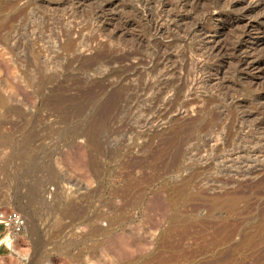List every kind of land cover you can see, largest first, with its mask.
Masks as SVG:
<instances>
[{
  "label": "rangeland",
  "instance_id": "374dc122",
  "mask_svg": "<svg viewBox=\"0 0 264 264\" xmlns=\"http://www.w3.org/2000/svg\"><path fill=\"white\" fill-rule=\"evenodd\" d=\"M112 2L101 32L86 8L78 10L85 18L70 23L45 0H0V208L24 219V230L0 243V264H264L257 235L264 197H248L260 187L256 179L224 185L247 198L230 214L202 200L222 189L198 196L209 178L229 181L213 170L189 185L186 207L168 205L172 183L193 170L192 146L201 143L194 129L167 126L162 103L140 92L161 81L158 71L131 78L124 68L132 39L149 37L142 25L152 11ZM53 33L63 37L57 42ZM197 61L189 54L175 60L189 86L208 77L193 69ZM242 82L254 91L238 99L245 105L264 92V71ZM175 212L186 218L170 228ZM230 233L227 246L214 247Z\"/></svg>",
  "mask_w": 264,
  "mask_h": 264
},
{
  "label": "bare ground",
  "instance_id": "6f19581e",
  "mask_svg": "<svg viewBox=\"0 0 264 264\" xmlns=\"http://www.w3.org/2000/svg\"><path fill=\"white\" fill-rule=\"evenodd\" d=\"M112 1L45 0V8L63 10L62 20L70 23L85 18V14L79 15L78 10L86 8L87 12L82 11L89 16L90 25L103 32L104 14L114 6ZM130 2L124 6L131 11L141 8L152 12L147 16L146 24L142 25L149 37L141 35L132 39L131 50L123 55L132 61L124 68L131 73V78L143 74L152 76L158 71L161 81L145 82L140 92H151L155 95L152 103H162L165 108L161 110V117L166 118L164 123L167 126L178 133L183 132L184 127L194 129V140L201 143L192 146L193 170L172 183L173 189L168 196L170 208L174 211L179 205L186 207L192 199L186 191L189 185L201 173L212 170L229 181L209 178L207 187L201 189L199 197H206L205 194L215 189L223 190L202 199L210 209L228 214L237 210L238 204L246 197L238 195L232 188H224V185L233 186L236 182L256 179L255 185L260 187L248 197L250 200L263 198L264 176L263 179L259 176L264 174V92L257 93L253 102L245 105H241L238 99L254 94L251 87H247L248 83L242 82V77L253 70L264 71V0ZM213 17H216V26L210 25ZM115 36L113 33L106 39L111 41ZM53 37L58 42L63 36L53 33ZM152 42L154 50L148 47ZM188 54L198 59L193 69L208 74L207 78L196 79L190 86L182 78L185 66L175 62ZM226 76L237 80L238 87L231 85ZM168 94L171 96L167 97ZM189 111L194 112L195 117L182 120L180 115ZM202 134L204 138L200 137ZM185 218V214L175 212L170 218V228ZM233 234L217 241L214 247L227 246ZM101 235L106 236L107 232H101ZM257 235L264 236V226L258 229ZM11 237L4 233L0 243L9 245ZM233 248L239 249L240 246L229 245L225 251L233 252Z\"/></svg>",
  "mask_w": 264,
  "mask_h": 264
},
{
  "label": "built area",
  "instance_id": "2783aa9c",
  "mask_svg": "<svg viewBox=\"0 0 264 264\" xmlns=\"http://www.w3.org/2000/svg\"><path fill=\"white\" fill-rule=\"evenodd\" d=\"M0 230L8 235L16 236L24 230V219L16 211L0 208Z\"/></svg>",
  "mask_w": 264,
  "mask_h": 264
}]
</instances>
